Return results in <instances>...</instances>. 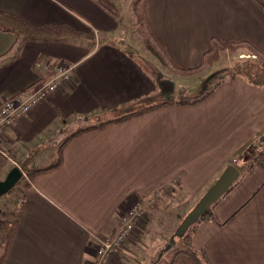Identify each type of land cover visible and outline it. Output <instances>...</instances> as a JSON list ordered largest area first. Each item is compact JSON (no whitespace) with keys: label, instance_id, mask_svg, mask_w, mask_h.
Returning <instances> with one entry per match:
<instances>
[{"label":"crops","instance_id":"0c3cea01","mask_svg":"<svg viewBox=\"0 0 264 264\" xmlns=\"http://www.w3.org/2000/svg\"><path fill=\"white\" fill-rule=\"evenodd\" d=\"M116 2L117 18L94 0H0V11L27 23L66 24L89 35L32 40L0 31V103L52 81L57 62L68 64L75 80L6 132L2 146L13 160L79 128L194 96L179 92V77L186 76L167 71L143 49L132 50L121 30L128 1ZM147 18L183 67L200 63L211 38L264 48V15L250 0H148ZM39 58L47 69L35 67ZM263 133L264 86L232 78L196 105H166L74 137L63 147L60 169L37 175L24 198L20 192V199L19 193L5 204L0 199V208L19 214L3 264H90L99 240L119 229L136 200L147 220L109 264H146L140 246L147 236L155 234L159 247L231 158ZM12 167L4 160L0 174L5 178ZM262 180L254 195L239 192L238 182L214 207L216 220L195 226L192 246L208 264H264ZM174 264L193 263L179 256Z\"/></svg>","mask_w":264,"mask_h":264},{"label":"trees","instance_id":"16d2710c","mask_svg":"<svg viewBox=\"0 0 264 264\" xmlns=\"http://www.w3.org/2000/svg\"><path fill=\"white\" fill-rule=\"evenodd\" d=\"M97 2L104 10H106L113 17L117 18V14L112 11V8L105 3L103 0H94ZM130 2V10L135 19L136 25V33L143 44L146 51L167 71L179 75V76H193L197 74H201L204 71L212 68L220 59V55L229 51L231 54L235 53L239 50L246 51L250 56H254L258 58L262 64H259V69L264 73V48L259 46L257 43L243 40H229L227 42H222L217 38H211L209 41V45L205 52L202 54L200 63L193 68L183 67L177 64L167 52L165 45L162 43L158 35L152 29L149 24L147 18V3L148 0H124ZM253 2L257 8L264 15V0H250ZM0 31L3 33H10L17 37L23 36L32 40L37 39H55L60 40L63 38H84L89 36L88 34L78 32L74 30L70 26L66 24H45V25H33L27 23L17 15L0 11ZM47 60H42L39 58L37 60L38 63L44 64ZM224 79L221 77L219 80L215 82L211 87H207L204 89L202 93L197 96L179 98L174 102H162L160 104L151 105L143 108L142 110H138L135 112H130L119 116L118 118L107 120L98 124L86 126L83 128H79L78 130L72 132L68 137H66L58 148V155L54 162L50 165L40 168V169H30L27 165L29 161H31L35 155L41 150L42 147L35 148L27 153V156L21 161H12L15 163L14 167H18V169L22 172L21 180L16 184V186L4 197V200L11 199L15 197L19 192L22 193V197L26 196V193L30 190V185L35 177L39 174H46L54 172L60 169L63 165V155L62 150L63 147L74 137L94 131L96 129L108 127L111 125L119 124L123 121L138 117L145 113L154 111L158 108L164 107L166 105H177V106H191L196 105L205 99H207L212 93L214 88H216ZM251 83L259 86H264V81L261 83H257L255 81H251ZM52 143L47 142V144ZM258 162L264 163V151L260 152L257 156ZM12 167V168H14ZM26 177L28 181L24 178ZM27 182H26V181ZM237 184L231 187L229 192L235 187ZM20 186H22L20 188ZM228 192V193H229ZM227 194V193H226ZM226 194L223 196L225 197ZM8 201V200H7ZM6 201V202H7ZM218 203V202H217ZM214 204L209 211H207L203 217H201L193 226H191L186 234L179 238L184 245L183 250H179L174 252L172 259L168 264H174L179 256H185L191 260L193 264H208L206 256L202 250H196L193 248L191 243L192 232L197 223L205 220H216L214 215V207L217 205ZM7 215L13 216L14 219H2ZM18 213H13L8 211L5 208H0V264H3L11 245L14 232L16 226L18 224Z\"/></svg>","mask_w":264,"mask_h":264},{"label":"rangeland","instance_id":"374dc122","mask_svg":"<svg viewBox=\"0 0 264 264\" xmlns=\"http://www.w3.org/2000/svg\"><path fill=\"white\" fill-rule=\"evenodd\" d=\"M103 1L107 3L112 8V11L117 14L115 7H113L120 6L119 3L116 2L117 0ZM129 3V1L128 3H123L121 7V30L123 31L124 35L123 38L127 39V43L131 45L132 50L134 52L140 54L136 50L141 51L142 49L147 52L136 33V23L131 13ZM129 44L128 46L124 47L130 50L131 47ZM259 64L262 63L258 58L250 56L244 50L236 51L233 54H231L229 51H225L220 55L219 61L212 68L206 70V72L204 71L203 73L197 74L195 76L193 75L192 77H179L182 79V81H180V83L178 84L179 92H193L194 96L199 95L206 88L207 79L210 76L211 78H214L211 80V82H209L208 87H211L213 84H215V81L219 80L221 77H224L221 83L229 82L232 78H240L250 84L251 81H255L260 84L261 81H264V73L261 72V70L259 69ZM208 72L209 76H205ZM214 91L215 88L213 90V93ZM61 141L62 140L56 141L54 143L52 142L50 144H42L41 150L35 155V157L31 161L27 163L28 167L30 169H38L46 167L52 162H54L57 158L58 148L61 144ZM255 141L248 143L247 146L244 147V149L239 150L236 156L232 157L230 160V165L236 167L240 172L238 178L239 183L237 182L238 184L235 188H239V192H248L247 195H254V193L260 187H257V185H262L263 183L262 177L264 176V163L258 162L257 156L260 152L264 151V149H259L260 146H258ZM243 158H246V163L243 162ZM247 174L250 175L252 178H249L247 180L244 179L243 175ZM0 177L4 178V173H1ZM21 187L22 186H20V188ZM5 196L0 199L4 200ZM20 197L21 194L19 192L17 198L20 199ZM6 201L4 200V204L6 203ZM160 217L163 218L162 216ZM167 218L168 217H166V219ZM171 219H173V216ZM146 220H144L142 224H144ZM196 225H198V223ZM175 232L176 230L168 232V235H170L160 243L159 247H157L159 239L157 240L155 238V234H149L147 236L148 240L146 242V245L140 246V255H143L145 261L147 262L146 264H168L172 259L174 252L183 250L185 248L181 240L175 236ZM153 237L154 239H152ZM131 264L137 263L131 262Z\"/></svg>","mask_w":264,"mask_h":264},{"label":"built area","instance_id":"2783aa9c","mask_svg":"<svg viewBox=\"0 0 264 264\" xmlns=\"http://www.w3.org/2000/svg\"><path fill=\"white\" fill-rule=\"evenodd\" d=\"M36 62V68L47 69V65ZM54 78L34 92L23 91L18 95L4 99L0 103V163L4 160L15 166L8 151H4L2 144L6 132L19 120L28 117L40 103L49 100L55 93L74 83L71 67L65 62H57L53 67ZM18 168V167H17ZM22 173V172H21ZM27 181L28 179L24 177ZM20 205V204H19ZM146 209L136 200L124 213L119 229L111 236L99 240L95 255L90 264H109V260L116 255L124 242L135 232L137 226L146 220Z\"/></svg>","mask_w":264,"mask_h":264},{"label":"water","instance_id":"95a60500","mask_svg":"<svg viewBox=\"0 0 264 264\" xmlns=\"http://www.w3.org/2000/svg\"><path fill=\"white\" fill-rule=\"evenodd\" d=\"M255 143L260 146L259 149H264V133ZM21 177V171L17 167L12 168L6 177L0 181V198L7 195L21 180ZM238 178V169L232 165L227 166L214 184L203 194L180 222L176 229L175 236L182 238L191 226H193L214 204L229 192Z\"/></svg>","mask_w":264,"mask_h":264}]
</instances>
